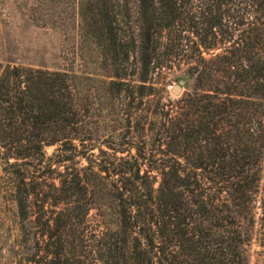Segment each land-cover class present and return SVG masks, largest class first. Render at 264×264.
<instances>
[{"label": "trees", "instance_id": "1", "mask_svg": "<svg viewBox=\"0 0 264 264\" xmlns=\"http://www.w3.org/2000/svg\"><path fill=\"white\" fill-rule=\"evenodd\" d=\"M77 14L101 50L100 84L0 63V178L21 263L252 264L254 245L264 253V0H81ZM171 74L190 86L180 96ZM104 99L121 116L100 136Z\"/></svg>", "mask_w": 264, "mask_h": 264}, {"label": "rangeland", "instance_id": "2", "mask_svg": "<svg viewBox=\"0 0 264 264\" xmlns=\"http://www.w3.org/2000/svg\"><path fill=\"white\" fill-rule=\"evenodd\" d=\"M80 3L81 0H0V63L68 70L85 88L97 85L106 72L99 47L80 35ZM181 79L172 74L168 78L167 90L172 97H177L172 86ZM188 87L186 82L183 93ZM105 100L100 136H107L115 126L118 133L121 116L118 103L113 108ZM56 148L46 147L47 154ZM2 174L0 165V177ZM25 251L17 204L0 178V264H25L21 263ZM251 263L264 264V253L258 245H254Z\"/></svg>", "mask_w": 264, "mask_h": 264}, {"label": "water", "instance_id": "3", "mask_svg": "<svg viewBox=\"0 0 264 264\" xmlns=\"http://www.w3.org/2000/svg\"><path fill=\"white\" fill-rule=\"evenodd\" d=\"M186 84V80L181 79L178 83L172 86V93L176 96H180L183 93L184 86Z\"/></svg>", "mask_w": 264, "mask_h": 264}]
</instances>
